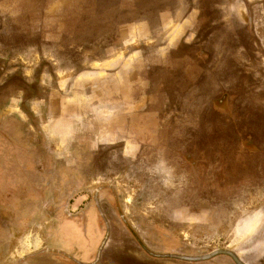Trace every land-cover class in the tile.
<instances>
[{"label": "rangeland", "instance_id": "374dc122", "mask_svg": "<svg viewBox=\"0 0 264 264\" xmlns=\"http://www.w3.org/2000/svg\"><path fill=\"white\" fill-rule=\"evenodd\" d=\"M67 220L88 264H264V0H0V264H76Z\"/></svg>", "mask_w": 264, "mask_h": 264}, {"label": "crops", "instance_id": "0c3cea01", "mask_svg": "<svg viewBox=\"0 0 264 264\" xmlns=\"http://www.w3.org/2000/svg\"><path fill=\"white\" fill-rule=\"evenodd\" d=\"M56 106L57 104L55 102V98L54 99L52 98L49 107H56ZM95 213L97 215V224L99 225V229L102 230L103 232V235L101 237L102 240L100 243L101 245L103 241L104 242L106 241L108 232H104V230L100 227L97 209L95 207H90L88 209H85L84 212H81L82 219H78V220H80L82 224L85 225L87 214L88 216L90 215V217L95 218ZM79 229L80 228L77 227L76 223H74L73 220H67L64 223H60L57 227H55L49 232L47 238L45 239V243L47 245L45 248L46 250L42 251V253H44L45 256L54 255L56 258L57 256H65L66 258L73 259L72 255H68V253L65 252L68 251L67 247L78 246V245L85 246L86 242L88 244L90 243L92 236L96 237L98 235L97 230H94V233L97 234L93 235V231L86 232L85 227H84V231H82V234L79 233ZM72 261L76 264H88L76 259H73Z\"/></svg>", "mask_w": 264, "mask_h": 264}, {"label": "trees", "instance_id": "16d2710c", "mask_svg": "<svg viewBox=\"0 0 264 264\" xmlns=\"http://www.w3.org/2000/svg\"><path fill=\"white\" fill-rule=\"evenodd\" d=\"M173 258L175 257V258H177L178 256H172ZM180 259H183V260H185V261H187V260H189V258H186V257H183V258H180ZM237 261V260H236Z\"/></svg>", "mask_w": 264, "mask_h": 264}, {"label": "water", "instance_id": "95a60500", "mask_svg": "<svg viewBox=\"0 0 264 264\" xmlns=\"http://www.w3.org/2000/svg\"><path fill=\"white\" fill-rule=\"evenodd\" d=\"M103 244H104V241L102 242L101 246H102ZM99 252H100V248H99V250H98V252H97L96 259L98 258Z\"/></svg>", "mask_w": 264, "mask_h": 264}]
</instances>
